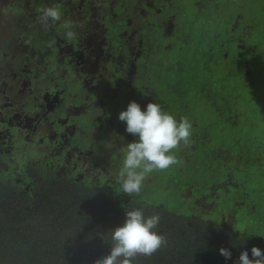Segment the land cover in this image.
I'll return each mask as SVG.
<instances>
[{
  "label": "flooded vegetation",
  "instance_id": "af4514ba",
  "mask_svg": "<svg viewBox=\"0 0 264 264\" xmlns=\"http://www.w3.org/2000/svg\"><path fill=\"white\" fill-rule=\"evenodd\" d=\"M45 6L62 13L47 29ZM0 9V184L14 203L58 190L79 216L112 218L134 199L218 226L219 248L233 240L250 259L253 246L264 252V0H0ZM64 21L77 39L65 38ZM132 100L187 117L192 135L172 153L183 164L154 171L130 197L115 178L137 139L118 119Z\"/></svg>",
  "mask_w": 264,
  "mask_h": 264
},
{
  "label": "trees",
  "instance_id": "16d2710c",
  "mask_svg": "<svg viewBox=\"0 0 264 264\" xmlns=\"http://www.w3.org/2000/svg\"><path fill=\"white\" fill-rule=\"evenodd\" d=\"M73 196L58 190L42 192L33 206H18L9 189L0 184V264H93L110 251V230L123 224V214L110 218L98 211L79 216ZM139 208L146 216L161 217L158 231L168 244L149 258L138 257L135 264H196L220 260V229L164 208L132 199L128 210ZM243 241H228V260L239 262ZM244 246V245H243ZM245 249V248H244Z\"/></svg>",
  "mask_w": 264,
  "mask_h": 264
},
{
  "label": "clouds",
  "instance_id": "9594fccd",
  "mask_svg": "<svg viewBox=\"0 0 264 264\" xmlns=\"http://www.w3.org/2000/svg\"><path fill=\"white\" fill-rule=\"evenodd\" d=\"M61 19L62 13L57 6L40 9L39 22L45 29ZM63 27L67 40L78 38L71 21H64ZM118 119L126 124L127 133L137 137L122 149V167L115 178L122 192L131 197L140 194L144 182L154 171L183 164V160L172 153L181 145L190 146L192 124L187 117L177 120L159 103L148 102L142 110L134 100L119 112ZM160 219L158 213L146 216L139 208L125 211L123 224L109 231V253L93 264H135L138 257L149 258L156 254L168 244L167 236L158 231ZM219 252L225 259L231 257L228 249L221 247ZM251 256L252 259L246 250L241 251L239 264H264V252L260 248L253 246Z\"/></svg>",
  "mask_w": 264,
  "mask_h": 264
},
{
  "label": "rangeland",
  "instance_id": "374dc122",
  "mask_svg": "<svg viewBox=\"0 0 264 264\" xmlns=\"http://www.w3.org/2000/svg\"><path fill=\"white\" fill-rule=\"evenodd\" d=\"M1 11V9H0ZM2 65L0 64V69H1ZM261 134H264V132H259ZM264 136V135H263ZM261 144L264 146V139L260 141ZM251 143V142H250ZM259 181H264V176L259 175ZM153 199L155 198V196L152 197ZM146 199V198H145ZM147 200V199H146ZM217 212H220V204L218 205V208L216 209ZM251 215L249 216H242L240 217V221L236 224V229L238 230H243L246 229L247 226H249L250 222H251ZM207 223V222H206ZM254 237V236H253ZM233 239H236V237L234 236Z\"/></svg>",
  "mask_w": 264,
  "mask_h": 264
}]
</instances>
